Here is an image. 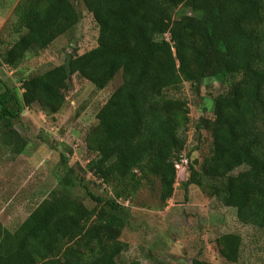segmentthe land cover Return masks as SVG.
<instances>
[{"label":"trees","instance_id":"trees-1","mask_svg":"<svg viewBox=\"0 0 264 264\" xmlns=\"http://www.w3.org/2000/svg\"><path fill=\"white\" fill-rule=\"evenodd\" d=\"M99 33L97 45L74 53L20 87L0 78V132L10 154L27 140L18 127L35 103L59 112L65 86L79 76L104 89L119 73L121 83L97 112L86 136L88 161L69 165L59 185L14 230L0 220V264H120L128 249L121 240L130 212L121 201L137 194L145 180L160 181L167 203L184 156L186 188L196 184L236 210L243 224L264 229V0H83ZM12 25L18 36L0 47V65L18 68L73 30L81 13L73 0H19ZM177 16V17H176ZM2 43V40H0ZM232 80L214 96L213 117L196 130L212 135L199 166L186 147L190 106L185 83L199 93L203 81ZM63 164L68 163L61 153ZM84 174L110 186L95 194ZM84 188L83 196L77 188ZM84 198L95 206L88 207ZM220 256L237 263L243 238L225 232L215 240ZM128 264H143L131 260ZM192 264H209L193 259Z\"/></svg>","mask_w":264,"mask_h":264},{"label":"rangeland","instance_id":"rangeland-1","mask_svg":"<svg viewBox=\"0 0 264 264\" xmlns=\"http://www.w3.org/2000/svg\"><path fill=\"white\" fill-rule=\"evenodd\" d=\"M81 13L80 23L59 37L47 49L29 54L16 69L0 65V78L20 87L22 80L63 63L74 53H84L97 45L98 27L83 0H73ZM19 0H0V43L7 47L18 36L12 29L14 7ZM177 17V16H176ZM119 73L104 89H97L90 81L73 77L65 86L67 96L63 108L54 113L35 103L22 112L18 130L26 138L27 157L13 170H5L8 151L0 132V213L10 226L18 225L52 189L59 185L69 165L84 166L88 161L86 136L97 125V112L113 90L121 83ZM231 77L223 82L215 78L203 81L200 92L195 93L185 83L179 95L190 106L191 122L184 131L191 161L199 166L212 147V135L206 129L196 130L200 118L213 117V97L226 92ZM61 153L68 157L63 164ZM48 171V172H46ZM179 170L173 196L167 203L160 198V181L151 177L144 181L135 196L121 201L130 212V224L122 231L121 240L128 249L119 258L120 264L139 260L143 264H192L199 259L209 264H264V229L241 223L232 207L223 205L196 184L186 188V179ZM85 183L95 194L107 196L111 188L95 181L91 173L84 174ZM77 193L83 196L84 188ZM92 208L94 201L84 198ZM15 228V227H14ZM225 232L241 234L243 245L237 263L226 262L219 254L216 238Z\"/></svg>","mask_w":264,"mask_h":264},{"label":"crops","instance_id":"crops-1","mask_svg":"<svg viewBox=\"0 0 264 264\" xmlns=\"http://www.w3.org/2000/svg\"><path fill=\"white\" fill-rule=\"evenodd\" d=\"M27 157V154H26V150H24L21 154L19 155H13V154H8L6 157H5V163H4V167H5V170H13L14 167H16V165L18 164V162H20L21 160L23 161L24 158ZM48 172V171H46ZM52 191V190H51ZM42 201V200H41ZM36 207V206H35ZM34 209V208H33ZM31 213V212H30ZM28 213L26 215V217L22 220V222L29 216ZM0 220L2 221V223L4 224V226L6 228H8L9 230L11 231H14L22 222H20V224L18 225H9L7 224L2 218H1V213H0ZM15 227V228H14Z\"/></svg>","mask_w":264,"mask_h":264},{"label":"built area","instance_id":"built-area-1","mask_svg":"<svg viewBox=\"0 0 264 264\" xmlns=\"http://www.w3.org/2000/svg\"><path fill=\"white\" fill-rule=\"evenodd\" d=\"M186 163V159L184 156L181 157L180 161L176 162V168L179 171L181 168H183V165Z\"/></svg>","mask_w":264,"mask_h":264}]
</instances>
